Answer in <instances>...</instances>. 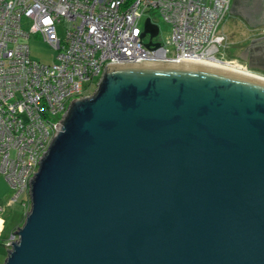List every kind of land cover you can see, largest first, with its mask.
<instances>
[{
    "label": "water",
    "instance_id": "obj_1",
    "mask_svg": "<svg viewBox=\"0 0 264 264\" xmlns=\"http://www.w3.org/2000/svg\"><path fill=\"white\" fill-rule=\"evenodd\" d=\"M35 174L5 264H264V82L110 66Z\"/></svg>",
    "mask_w": 264,
    "mask_h": 264
},
{
    "label": "built area",
    "instance_id": "obj_2",
    "mask_svg": "<svg viewBox=\"0 0 264 264\" xmlns=\"http://www.w3.org/2000/svg\"><path fill=\"white\" fill-rule=\"evenodd\" d=\"M232 2L0 0V173L13 191L11 202L27 192L24 206L30 207L31 181L70 104L85 97L96 80L97 89L108 67L149 61L233 66L216 57L226 41L220 27ZM145 14H157L172 27L166 44L154 43L159 32L147 33L151 41L144 43L139 23ZM24 19L56 50L52 64L30 58ZM4 212L0 206V218Z\"/></svg>",
    "mask_w": 264,
    "mask_h": 264
},
{
    "label": "rangeland",
    "instance_id": "obj_3",
    "mask_svg": "<svg viewBox=\"0 0 264 264\" xmlns=\"http://www.w3.org/2000/svg\"><path fill=\"white\" fill-rule=\"evenodd\" d=\"M148 18H151L153 24H156L159 28V34L153 39L154 43L161 42L166 44L171 38L172 27L163 21L162 18L157 14H145L139 23V27L142 31H144L145 23ZM23 28L26 31H29L31 35V37L27 40V43L30 47V58L33 61L40 63L52 64L55 61L57 55L56 50L49 43L45 42L40 34L36 33L32 21L24 19ZM65 29L66 25L64 24L58 26L57 32L60 37L65 36ZM220 33L225 36L226 41L220 48L219 52H217L216 57L219 60L228 61L232 65L241 69L244 68L242 70L247 68L246 71L264 77V69L250 67L247 62L239 58L242 51H244L249 46L251 40L260 35L259 30L248 28L233 16H228L220 27ZM150 41L151 35L148 34L144 39V43L148 44ZM97 83V80L93 82V85L84 96L93 94V92L96 90ZM85 86L87 88L88 84ZM0 176V194H2L0 206L5 209L3 219L6 221L5 230L2 234L3 241L1 251L7 256L9 251L7 246L10 243L11 236L15 230L18 229V225L21 227L24 224L26 216L30 210V207H28L26 211L24 206V203H29V195L26 192L20 196L17 202H11L13 191L9 187L8 182L5 179H2L4 177L1 174Z\"/></svg>",
    "mask_w": 264,
    "mask_h": 264
},
{
    "label": "flooded vegetation",
    "instance_id": "obj_4",
    "mask_svg": "<svg viewBox=\"0 0 264 264\" xmlns=\"http://www.w3.org/2000/svg\"><path fill=\"white\" fill-rule=\"evenodd\" d=\"M229 16H233L248 28L259 30V36L251 40L248 52L242 51L239 58L249 64L261 56L264 58V1L233 0ZM255 40V42H253ZM253 42V45H252Z\"/></svg>",
    "mask_w": 264,
    "mask_h": 264
},
{
    "label": "bare ground",
    "instance_id": "obj_5",
    "mask_svg": "<svg viewBox=\"0 0 264 264\" xmlns=\"http://www.w3.org/2000/svg\"><path fill=\"white\" fill-rule=\"evenodd\" d=\"M187 64H197V65H200V66H207V67H211V68L225 70V71L232 72L234 74H242V75L250 77V78H258L262 82H264V77L263 76H259V75L253 74L252 72H249V71H246V70H242L241 68H239L237 66H234V65H233V67H230L226 63L221 64V63L191 62V63H187Z\"/></svg>",
    "mask_w": 264,
    "mask_h": 264
},
{
    "label": "crops",
    "instance_id": "obj_6",
    "mask_svg": "<svg viewBox=\"0 0 264 264\" xmlns=\"http://www.w3.org/2000/svg\"><path fill=\"white\" fill-rule=\"evenodd\" d=\"M1 174V173H0ZM2 175V174H1ZM3 176V175H2ZM1 177V176H0ZM2 179H5V178H2ZM2 199V194H0V200ZM26 209V211H27V209H28V207L27 208H25ZM4 214H5V212H4ZM3 214V215H4ZM3 215L1 216V218H0V221H1V224H0V264H4V262L6 261V257L8 256H6V255H4V253L1 251L2 250V248H1V246H2V239H3V237H2V234H3V232H4V230H5V226H6V221H4V219H3ZM18 228H19V225H18ZM17 230V229H16ZM15 230V231H16Z\"/></svg>",
    "mask_w": 264,
    "mask_h": 264
},
{
    "label": "clouds",
    "instance_id": "obj_7",
    "mask_svg": "<svg viewBox=\"0 0 264 264\" xmlns=\"http://www.w3.org/2000/svg\"><path fill=\"white\" fill-rule=\"evenodd\" d=\"M92 95V94H91ZM30 207H31V202H30ZM30 209V208H29ZM14 234V233H13Z\"/></svg>",
    "mask_w": 264,
    "mask_h": 264
}]
</instances>
